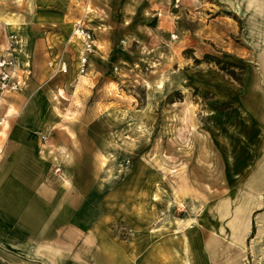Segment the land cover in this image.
Masks as SVG:
<instances>
[{
    "label": "rangeland",
    "instance_id": "374dc122",
    "mask_svg": "<svg viewBox=\"0 0 264 264\" xmlns=\"http://www.w3.org/2000/svg\"><path fill=\"white\" fill-rule=\"evenodd\" d=\"M227 16L224 0H0V42L32 40L14 102L36 120L43 161L124 241L177 236L227 189L228 159L259 109L232 103L248 62L232 55L242 22ZM78 21L95 37L85 74L71 41Z\"/></svg>",
    "mask_w": 264,
    "mask_h": 264
},
{
    "label": "crops",
    "instance_id": "0c3cea01",
    "mask_svg": "<svg viewBox=\"0 0 264 264\" xmlns=\"http://www.w3.org/2000/svg\"><path fill=\"white\" fill-rule=\"evenodd\" d=\"M224 1L232 13L227 22H242L241 47L233 43L232 55L248 62L232 103L259 108L255 126L239 133L244 141L228 159L227 189L177 236L145 247L124 241L105 216L92 215L83 192L55 178L60 174L43 161L32 129L36 120L14 102L23 93L10 94L0 106L7 117L0 126V264H264V0Z\"/></svg>",
    "mask_w": 264,
    "mask_h": 264
},
{
    "label": "built area",
    "instance_id": "2783aa9c",
    "mask_svg": "<svg viewBox=\"0 0 264 264\" xmlns=\"http://www.w3.org/2000/svg\"><path fill=\"white\" fill-rule=\"evenodd\" d=\"M72 40L80 45L78 70L80 74H85L95 49L94 33L82 21H78L73 28ZM28 43L24 36L16 32H9L0 42V106L7 95L22 91L31 75L30 64L26 61L29 57ZM58 59L56 72H67V62L63 58ZM50 65H54V61ZM6 121L7 117L0 114V126Z\"/></svg>",
    "mask_w": 264,
    "mask_h": 264
},
{
    "label": "bare ground",
    "instance_id": "6f19581e",
    "mask_svg": "<svg viewBox=\"0 0 264 264\" xmlns=\"http://www.w3.org/2000/svg\"><path fill=\"white\" fill-rule=\"evenodd\" d=\"M232 203V202H231ZM222 208H223V213L225 214L228 211V204L227 203H223L221 204ZM233 207V206H232ZM231 208V207H230ZM239 213H244L245 209H239L238 210ZM240 218V217H239Z\"/></svg>",
    "mask_w": 264,
    "mask_h": 264
},
{
    "label": "trees",
    "instance_id": "16d2710c",
    "mask_svg": "<svg viewBox=\"0 0 264 264\" xmlns=\"http://www.w3.org/2000/svg\"><path fill=\"white\" fill-rule=\"evenodd\" d=\"M215 62H216V64L217 65H219L220 67H221V64H222V62H221V60H217V59H215ZM232 66H235V65H237V64H235V63H232V62H229ZM221 69L222 70H225V67H221ZM231 75V74H230ZM233 76V75H232ZM241 82V81H240Z\"/></svg>",
    "mask_w": 264,
    "mask_h": 264
}]
</instances>
